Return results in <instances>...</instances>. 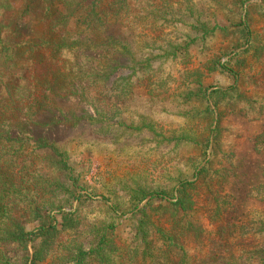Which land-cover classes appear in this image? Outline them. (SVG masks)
<instances>
[{"label":"trees","instance_id":"trees-1","mask_svg":"<svg viewBox=\"0 0 264 264\" xmlns=\"http://www.w3.org/2000/svg\"><path fill=\"white\" fill-rule=\"evenodd\" d=\"M22 1L0 0V264H202L204 249L195 253L196 259L183 247L188 231L193 242L203 241L197 222L187 220L194 211L189 191L202 190L214 204V217L222 210L242 211L240 204L248 193L244 194V188L256 173L260 178L264 172V130L258 137L250 136L243 150L240 135H232L240 124L221 126L223 111L213 99L212 105L204 103L208 101L196 82L194 95H200V106L204 105L200 115L207 118L198 126L208 134L197 141L185 140L202 152L212 147L209 160L194 181L178 184V204H170L168 210L149 208L147 203L156 200L148 195L151 189L137 192L138 202L127 203L126 212L149 199L136 214L129 243L114 233L111 219V225L103 223L94 229L92 241L97 239L96 243L85 244L80 241L74 213L60 215L53 224L47 220V210L60 207L61 198L53 193L69 190L68 149L61 135L74 136L73 129L89 125L91 107L117 106L134 80L147 79L144 74L136 77L140 62L132 58L137 52L131 46L141 42L151 48L154 44L130 25L142 16H159V5L155 0L145 4L142 0H29L33 8L29 14L36 18L30 27L21 19ZM201 29L206 28L202 25ZM148 84L152 89L159 86L147 79ZM249 116L238 108L233 118ZM206 176L211 186L206 185ZM113 207L121 210V205ZM146 207L152 213L147 214ZM19 216L37 220V226L27 231ZM163 216H169L168 228L157 224ZM235 218L220 226L214 236L203 234L204 246L206 241L213 244L206 249H232L228 238L235 232V240L241 236L242 220L233 222ZM239 250V256L244 253L252 258L248 249Z\"/></svg>","mask_w":264,"mask_h":264},{"label":"rangeland","instance_id":"rangeland-1","mask_svg":"<svg viewBox=\"0 0 264 264\" xmlns=\"http://www.w3.org/2000/svg\"><path fill=\"white\" fill-rule=\"evenodd\" d=\"M28 1L21 2L19 11H24L22 22L30 23L26 26L36 22L34 15L29 14L33 8ZM155 3L160 15L142 16L130 29L135 26V32H143L147 35L146 42L154 44L148 48L137 42L131 49L137 52L132 58L140 62L141 71L136 77L144 74L158 88H150L147 79H136L121 104L91 107L89 125L73 129L74 136L69 132L61 135L68 149L69 190L53 193L61 198L60 207L48 209L47 220L53 224L60 215L74 213L80 226V241L85 244L96 243L97 239L92 241L94 229L103 223L111 225V219L114 233L129 243L136 214L149 199L126 212L127 203L138 202L137 192L151 189L148 195L153 194L156 200L147 203L149 208L154 212L157 207L168 210L170 204H178V184L194 181L209 160L212 147L202 152L199 146L186 141H197L208 134L198 126L207 118L200 115L204 105L200 106V95H194L198 89L196 82L208 101L204 103L212 105L213 99L223 111L221 126L240 124L232 135H240L243 150L250 136L258 137L264 130V0H155ZM238 108L250 116L234 119ZM229 110L234 114L228 115ZM257 113L260 116L254 119ZM208 137L211 140V134ZM258 173L244 188V194L248 193L240 204L242 211L222 210L214 217V204L202 195V190L189 191L194 211L187 220L197 222L203 241L193 242L192 233L186 232L188 238L183 247L188 254L195 255L204 249L202 254H207L202 264H264V172L260 178L256 176ZM204 180L211 186L207 176ZM237 202L234 204L238 206ZM113 205H121V210L117 211ZM149 208L146 207L147 214L152 213ZM234 217L233 222L242 221L238 240L236 232L228 238L232 249L222 251L215 246L206 249L213 244L206 241L204 246L203 234L214 236L220 226ZM19 219L27 231L38 223L24 216ZM168 220L169 216H163L157 224L168 228ZM240 246L248 249L252 258L247 259L244 253L239 256Z\"/></svg>","mask_w":264,"mask_h":264}]
</instances>
